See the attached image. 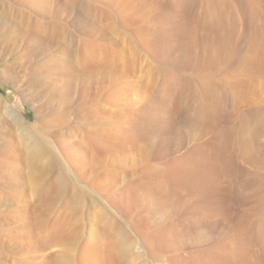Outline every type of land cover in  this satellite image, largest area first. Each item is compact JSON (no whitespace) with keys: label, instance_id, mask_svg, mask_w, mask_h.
<instances>
[{"label":"rangeland","instance_id":"1","mask_svg":"<svg viewBox=\"0 0 264 264\" xmlns=\"http://www.w3.org/2000/svg\"><path fill=\"white\" fill-rule=\"evenodd\" d=\"M0 264H264V0H0Z\"/></svg>","mask_w":264,"mask_h":264}]
</instances>
